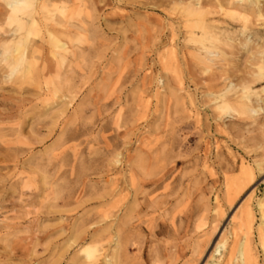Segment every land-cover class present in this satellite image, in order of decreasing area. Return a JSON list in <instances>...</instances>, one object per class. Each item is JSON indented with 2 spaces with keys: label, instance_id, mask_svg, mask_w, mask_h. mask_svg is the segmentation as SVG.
<instances>
[{
  "label": "rangeland",
  "instance_id": "1",
  "mask_svg": "<svg viewBox=\"0 0 264 264\" xmlns=\"http://www.w3.org/2000/svg\"><path fill=\"white\" fill-rule=\"evenodd\" d=\"M190 3L218 42L192 35ZM34 9L40 90L0 56V264H264V0ZM8 15L0 0L6 34Z\"/></svg>",
  "mask_w": 264,
  "mask_h": 264
},
{
  "label": "bare ground",
  "instance_id": "2",
  "mask_svg": "<svg viewBox=\"0 0 264 264\" xmlns=\"http://www.w3.org/2000/svg\"><path fill=\"white\" fill-rule=\"evenodd\" d=\"M5 1H6V6L9 9V15L7 17V22H9L10 26H13V25L16 26V28L13 31L8 32V34H6L5 32H3L0 29V48L2 49L1 52H0V56L2 57L3 62H6L7 65L10 67V74L8 75L9 79L14 77V75L21 74L20 76L26 82L34 84V85L37 84L36 87L39 88V90H40V84L36 80V77L38 76V74L36 72V67L34 66V64L29 59L30 58L29 54L32 51V47H33L32 43H34V38H38V37L41 36V33L39 32V29H38V22L34 19V13H35L34 4H35V2L37 0H5ZM241 1L242 2H249L251 0H241ZM257 2L258 1H256V3ZM219 6H221V5H219ZM188 8H189L188 11H187V17L189 19L188 20V26H189L190 30L192 31V35H194L197 40L202 41V42H209V43L218 42L220 40V38L224 35L223 33H225L226 30L218 28L219 20L217 19V17H215L216 15L215 14L212 15V14H210V12H208V13L204 12L202 7H200L199 4H198L197 7H194L190 3L188 5ZM43 10H45L44 6H43ZM252 12H253V10H252ZM60 14L61 15H65L66 13L65 12H60ZM24 15H26L27 17L32 19L31 23H28L26 20H24V17H23ZM236 15L238 16L239 20L240 19L245 20L247 18L246 14L244 12L236 13ZM66 16L67 15H65V17ZM48 17H50V16H48ZM52 18H54V17L52 16ZM66 20L65 21L63 20V21L68 23V19H66ZM248 20L249 19H247L246 22ZM60 24H61V27H62V25H64L63 22L62 23L60 22ZM55 27L56 26H54V28ZM73 28H74V26H73ZM228 30H229V28L227 29V31ZM233 32H235V31H233ZM3 35H6V37H3ZM49 38H50V45L53 47V49L64 51L65 45H62L61 41H59L56 37L53 38L51 36ZM51 58L54 59V60L57 59V60L62 61L61 55L58 54L57 51L51 53ZM0 63H2V62H0ZM10 81L14 83L13 78ZM238 103H239V101H238ZM240 106L241 105H239V107ZM228 107L231 108V105L230 104H226L224 107L222 106L221 108L227 109ZM239 110H245V109L241 108ZM233 111H236V110L233 109ZM242 114H244V113H242ZM8 117L9 118H13L14 117L13 113L11 112L10 115H8ZM3 134H4V132H3ZM246 173H247V171H246ZM249 175H248V178H249ZM250 177H252V176H250ZM249 182H250V180H249ZM231 191H233V190H231ZM229 198H230V195L228 197V200H229ZM233 201H234V199L232 200V202ZM259 207H260V209H263L264 205L261 204V205H259ZM253 219L254 218H253L252 210L250 208L245 209L244 212L242 213L241 217H240L239 227L241 229H247L248 230L250 228V226L252 225V223H253ZM235 249L231 250V258L229 260L230 262L237 260L238 262H240V264H255V261L252 258H250L246 254V252L244 250H240V252H238L239 257H236L234 255L235 254ZM85 253L87 254L88 259L93 261V263L96 262V260L98 259L97 255H96V250L94 248H89V249L85 250ZM229 261H228V264H229Z\"/></svg>",
  "mask_w": 264,
  "mask_h": 264
}]
</instances>
